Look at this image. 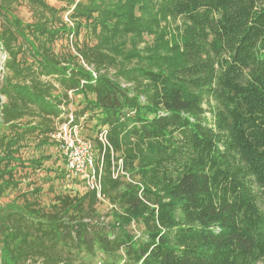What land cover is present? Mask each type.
I'll return each instance as SVG.
<instances>
[{"label":"trees","instance_id":"16d2710c","mask_svg":"<svg viewBox=\"0 0 264 264\" xmlns=\"http://www.w3.org/2000/svg\"><path fill=\"white\" fill-rule=\"evenodd\" d=\"M59 1L0 0V264L263 262L264 0ZM82 118L101 197L63 154L86 191L46 202L35 154Z\"/></svg>","mask_w":264,"mask_h":264},{"label":"rangeland","instance_id":"374dc122","mask_svg":"<svg viewBox=\"0 0 264 264\" xmlns=\"http://www.w3.org/2000/svg\"><path fill=\"white\" fill-rule=\"evenodd\" d=\"M45 1L57 8H61L62 6H64V2H61L59 0H45ZM17 14L25 22L33 21L32 14L29 11L28 7L26 6L19 7ZM67 14H64V19L65 21L68 22L69 19L67 17ZM74 39H75L74 37H70L69 40L71 41ZM68 45H69L68 40L66 38H63L56 42L55 51L57 53L63 52L68 48ZM3 63H4V55L3 53H0V77H1V71L3 69ZM70 97L73 100V103L70 104L69 106L70 110L72 111L79 110L83 105L82 97L78 95H73L72 93H70ZM70 117H72V115H70ZM81 123H82L81 126L80 125L75 126L73 127V129L68 124L66 125L64 124L60 126L59 134L57 135V140L59 141L72 140L77 137L86 139L89 128H83L86 125L84 122V118L81 119ZM89 141L92 142V140ZM92 144L94 145V142H92ZM94 152L97 157L98 156L97 150H94ZM22 153L24 157H28L31 154V149H26L22 151ZM42 154L51 155L52 159L45 163L47 172L45 170L39 171L34 178L38 181L39 184L42 185L45 192L43 198L46 202L50 201L51 197L53 196V192L48 191L50 185L52 186L54 185L55 189L58 192H70L74 194L76 189L80 193H84V191H86L84 186H78V185L73 186L71 185V181H63L55 177L56 173L58 172V167L62 168L63 165V152L61 146L53 145L51 147L42 148L41 150L37 151L35 155L40 156ZM10 198L11 195H9L4 201H7ZM111 208H112L111 205L107 201H101V203L98 204V211L100 212L101 215L106 216L108 219H109L108 215L110 213ZM132 229L135 232H139L141 230V227L134 224L132 226ZM259 264H264V261Z\"/></svg>","mask_w":264,"mask_h":264},{"label":"built area","instance_id":"2783aa9c","mask_svg":"<svg viewBox=\"0 0 264 264\" xmlns=\"http://www.w3.org/2000/svg\"><path fill=\"white\" fill-rule=\"evenodd\" d=\"M106 135V130L100 135V139L104 144L107 143ZM61 148L66 160L67 176L72 179L83 180L88 190L96 191L98 197H101L102 164L97 165L96 163L95 149L92 142L77 137L63 141ZM114 177L116 178L117 175L114 174Z\"/></svg>","mask_w":264,"mask_h":264}]
</instances>
